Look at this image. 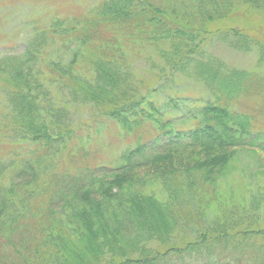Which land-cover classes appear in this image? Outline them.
I'll return each mask as SVG.
<instances>
[{"label": "trees", "instance_id": "obj_1", "mask_svg": "<svg viewBox=\"0 0 264 264\" xmlns=\"http://www.w3.org/2000/svg\"><path fill=\"white\" fill-rule=\"evenodd\" d=\"M257 13L264 0H100L2 54L0 264H264V172L242 193L219 183L241 148L264 152V40L237 25ZM105 25L113 36L94 38ZM219 47L255 62L233 65ZM127 53L161 83L195 80L209 97L155 102ZM69 105L151 134L114 166H78L71 116L82 111ZM174 149L206 158L162 172L160 187L130 175Z\"/></svg>", "mask_w": 264, "mask_h": 264}, {"label": "rangeland", "instance_id": "obj_2", "mask_svg": "<svg viewBox=\"0 0 264 264\" xmlns=\"http://www.w3.org/2000/svg\"><path fill=\"white\" fill-rule=\"evenodd\" d=\"M98 1L100 0H0V56L4 53L20 52L24 43L33 35L35 30L46 29L53 19H68L75 22L84 19ZM240 20H242V23H237L239 27L251 26V29L258 36L261 35L262 40H264V16L257 13L251 18L248 16ZM221 24L225 26L232 25L227 22ZM106 36H113L111 27L108 25H105L94 34V38H105ZM57 45L59 46L58 43ZM137 45H139L138 42L134 44L136 47ZM147 50L149 49L147 48ZM216 53L220 54L227 62L239 67L252 66L256 59L255 52H236L227 47H219ZM127 56L132 63L134 75L144 81L143 86L146 89L149 88L145 92L148 95L151 94L155 102H161L169 96L187 97L191 98L192 102L199 103L200 100L209 97L208 91L196 84L195 80L175 78L174 84L168 82L163 84L156 77L155 71L143 60H136L134 53H127ZM156 58L154 56L153 60L156 61ZM42 65L45 67V64L42 63ZM45 70H48L47 67H45ZM158 83L161 84H159V87L157 86L158 88H155L154 86ZM247 104L250 105L251 102L247 101ZM69 107L82 111L80 112L81 117H79V114L71 116V121L75 123L73 127L77 128L74 135L78 137V146H83L80 154H76L75 159L78 166H114V159L125 148L132 146L138 137L143 140V137L147 138V135L150 136L151 134V127L148 129L140 127L145 130L141 134L143 137L135 133L123 135L119 126L109 119H105L106 121L102 126L97 121H93L91 119L92 113L88 110L89 107L82 105H69ZM5 108V96L0 92V120L6 112ZM172 115L174 113H169L168 117ZM177 121L182 122L181 120ZM176 125H179V123H176ZM142 129L137 131L140 132ZM87 134H89L88 139L82 141L79 139L86 137ZM8 139L13 141L10 136H8ZM79 148L81 147H78L77 151ZM241 149H243L241 153H237L234 161L226 168L228 169L227 180L224 181L219 175L221 189L227 192L230 188L232 190L236 189V192H233L234 194L237 193V190L240 193L246 192L248 187L251 186V183L248 182L260 177L261 172H264V152L251 147ZM0 150L3 149L0 148ZM168 155L169 158L165 161L131 171L130 175L135 181L149 182L151 185L160 187V180L157 177L162 172L191 166L206 158L196 149H174L169 151Z\"/></svg>", "mask_w": 264, "mask_h": 264}]
</instances>
